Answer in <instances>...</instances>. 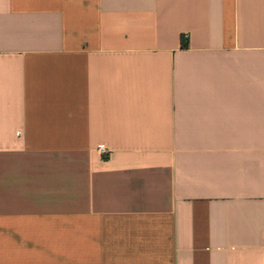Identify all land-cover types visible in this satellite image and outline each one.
Masks as SVG:
<instances>
[{"label":"crops","instance_id":"0c3cea01","mask_svg":"<svg viewBox=\"0 0 264 264\" xmlns=\"http://www.w3.org/2000/svg\"><path fill=\"white\" fill-rule=\"evenodd\" d=\"M0 264H264V0H0Z\"/></svg>","mask_w":264,"mask_h":264},{"label":"built area","instance_id":"2783aa9c","mask_svg":"<svg viewBox=\"0 0 264 264\" xmlns=\"http://www.w3.org/2000/svg\"><path fill=\"white\" fill-rule=\"evenodd\" d=\"M188 38H189V35H188V34H185V35H183V37H182V39H183L184 41H186ZM99 151H100V153H101L102 155H104V156L109 154V150L106 149L105 147H101V148L99 149Z\"/></svg>","mask_w":264,"mask_h":264}]
</instances>
